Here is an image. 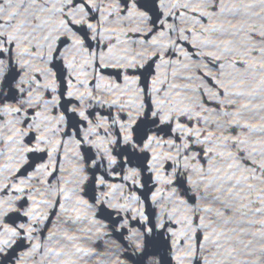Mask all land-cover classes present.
Masks as SVG:
<instances>
[{
	"label": "water",
	"instance_id": "water-1",
	"mask_svg": "<svg viewBox=\"0 0 264 264\" xmlns=\"http://www.w3.org/2000/svg\"><path fill=\"white\" fill-rule=\"evenodd\" d=\"M0 264H264V0H0Z\"/></svg>",
	"mask_w": 264,
	"mask_h": 264
}]
</instances>
